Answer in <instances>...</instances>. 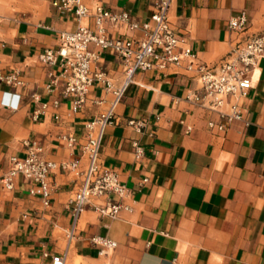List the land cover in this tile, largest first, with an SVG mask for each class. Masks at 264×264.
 <instances>
[{
  "label": "crops",
  "instance_id": "crops-1",
  "mask_svg": "<svg viewBox=\"0 0 264 264\" xmlns=\"http://www.w3.org/2000/svg\"><path fill=\"white\" fill-rule=\"evenodd\" d=\"M157 1L86 3L129 12L142 26ZM21 11L0 12V73H17L23 81L0 82V177L12 168L11 158L24 157L32 144L46 160L78 161V169L54 171L49 204L29 193L22 176L12 190L0 187V264H52L58 255L69 264H264V59L242 100L244 120L222 131L208 126L220 121L218 112L189 99L201 92L197 73L187 70L189 60L136 73L101 146V162L128 188L121 202L131 210L110 218L88 207L75 217L70 206L87 166L81 158L86 124L108 108L112 96L95 83L75 111L61 77L52 90L47 87L60 64L48 66L39 56L58 47L61 32L80 25L94 30L95 18L61 14L51 0L42 11ZM243 12L247 29L230 30L229 21ZM168 15L197 64L218 66L237 45L264 33V0H174ZM105 28L111 37L143 36L141 29L109 22ZM92 69L104 71L115 85L124 78L122 58L112 51L100 52ZM130 120L141 123L140 131ZM66 135L76 137L73 146ZM96 237L117 245L101 253L105 248Z\"/></svg>",
  "mask_w": 264,
  "mask_h": 264
},
{
  "label": "built area",
  "instance_id": "built-area-1",
  "mask_svg": "<svg viewBox=\"0 0 264 264\" xmlns=\"http://www.w3.org/2000/svg\"><path fill=\"white\" fill-rule=\"evenodd\" d=\"M173 1L158 0L150 21L140 26L129 12L113 13L99 2L91 8L86 0H51V4L61 14L77 18L94 16L95 29L80 25L75 31L61 32L58 47L47 48L40 54L39 59L44 64L61 66V72L57 76L51 75L48 89L52 90L61 77L64 80L63 95L71 100L75 111L84 106L95 83L100 84L112 96L108 108L86 124L81 158H86L87 166L81 172V182L70 206L75 217L88 207L110 218H117L123 209L131 210L121 202V198L129 193L128 188L119 182L115 171L101 162V146L105 129L116 123V108L128 87L135 82L136 73L153 69L164 71L171 66L181 65L187 59V70L195 71L201 82V92L193 93L189 99L220 115L219 122L210 120L208 126L222 131L233 120H244L242 100L252 87L255 70L264 59V33L237 45L227 60L218 66L197 64L187 39L173 27L169 18L168 12ZM106 22L122 25L129 30L141 29L143 36L140 39L111 37L107 34ZM247 26L248 18L244 12L232 18L228 24L230 30L237 32L245 31ZM92 44L97 50L91 49ZM103 51H112L122 58L124 78L120 85H115L101 69H92V64ZM0 82L18 86L23 81L19 74L13 72L0 73ZM227 105L229 109L225 111L224 107ZM128 125L138 131L141 129V123L134 120H130ZM63 139L70 146L77 141L73 135L63 136ZM134 146L139 152V144L135 142ZM11 162L10 171L0 177V187L12 190L15 179L22 176L30 184L29 193L40 196L46 204H49L53 193L51 176L54 171L57 168L71 171L78 169V161L58 165L54 161L46 160L42 156V148L36 144L29 147L24 157H12ZM111 195L117 196L119 200L111 198ZM96 200L103 202L97 203ZM72 236L71 230L68 237ZM94 240L104 246L101 253L117 245L107 238L96 237ZM52 264L66 262L63 256L58 255L53 256Z\"/></svg>",
  "mask_w": 264,
  "mask_h": 264
},
{
  "label": "rangeland",
  "instance_id": "rangeland-1",
  "mask_svg": "<svg viewBox=\"0 0 264 264\" xmlns=\"http://www.w3.org/2000/svg\"><path fill=\"white\" fill-rule=\"evenodd\" d=\"M48 4V0H12L7 5H0V12L4 14H11L12 12L20 14L23 8L29 7L33 12H39L44 9V6ZM66 264H69L68 262Z\"/></svg>",
  "mask_w": 264,
  "mask_h": 264
},
{
  "label": "bare ground",
  "instance_id": "bare-ground-1",
  "mask_svg": "<svg viewBox=\"0 0 264 264\" xmlns=\"http://www.w3.org/2000/svg\"><path fill=\"white\" fill-rule=\"evenodd\" d=\"M1 1H4V3H5V0H1ZM4 5H7V4H4Z\"/></svg>",
  "mask_w": 264,
  "mask_h": 264
}]
</instances>
